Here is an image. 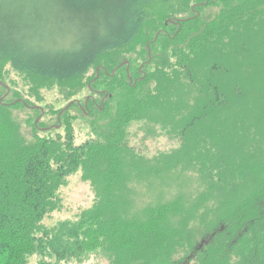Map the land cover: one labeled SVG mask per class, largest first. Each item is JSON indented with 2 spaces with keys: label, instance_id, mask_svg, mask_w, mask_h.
<instances>
[{
  "label": "trees",
  "instance_id": "trees-1",
  "mask_svg": "<svg viewBox=\"0 0 264 264\" xmlns=\"http://www.w3.org/2000/svg\"><path fill=\"white\" fill-rule=\"evenodd\" d=\"M139 46L144 68L126 69ZM7 66L66 98L100 68L80 110L94 136L25 135L13 111L28 106L1 99ZM133 122L180 144L145 157ZM79 170L93 206L47 228ZM178 171L200 190L136 206L133 180ZM96 249L109 264H264V0H0V264Z\"/></svg>",
  "mask_w": 264,
  "mask_h": 264
},
{
  "label": "rangeland",
  "instance_id": "rangeland-1",
  "mask_svg": "<svg viewBox=\"0 0 264 264\" xmlns=\"http://www.w3.org/2000/svg\"><path fill=\"white\" fill-rule=\"evenodd\" d=\"M190 5L193 10H198V7L192 2ZM216 9L214 8V11ZM188 12L191 13L192 10L189 9ZM188 12L182 16L188 15ZM147 47L148 51H151L150 46ZM136 52L128 55L122 61V64H127L126 69L129 68L130 60H133L134 66L140 70L144 68V59L142 58L146 54L144 47H137ZM99 69L96 70V67L89 69L83 78L86 84L83 86V90L75 96L66 98L62 94L63 89L58 86L50 89H39V93H37L36 88L35 93H31L29 90L30 85L24 80L21 72L7 66V79H5L4 90H1V99L6 102L19 101L28 106L13 111L14 116L21 123V129L25 135L31 136L32 125L35 124L37 127L36 132L40 136L50 137L67 144H84L94 135L90 126V119L85 117L80 110L84 108L89 96L93 95L94 87L93 90H90L87 85L99 74ZM150 69L152 70L154 67L150 66ZM97 84L98 82L93 86H97ZM39 117L40 119L36 123ZM146 127L142 122L130 124L129 146L137 153L151 158L159 152L170 151L179 146L180 141L178 139L169 138L159 128L156 130V135H147L143 132ZM71 140L73 141L71 142ZM197 181L195 172L178 171L176 174H172L168 180L149 178L148 180H133L130 184L134 189L133 196L136 206L143 207L147 203L157 201L160 197L171 199L180 191L190 193L194 190L198 191L200 188ZM59 196L61 198L60 208L49 213L43 221L44 226L49 229H53L60 221L77 219L87 208L93 206L95 199L90 181H85L82 178L80 170L68 176L66 183L59 189ZM179 256H176V258ZM50 260L49 257L45 259L43 256L33 255L29 258V264H49L51 263ZM54 263L55 260L52 264ZM61 264H109V262L102 255L100 249H96L90 251L89 256L85 259L62 260ZM190 264L196 263L192 262Z\"/></svg>",
  "mask_w": 264,
  "mask_h": 264
},
{
  "label": "water",
  "instance_id": "water-1",
  "mask_svg": "<svg viewBox=\"0 0 264 264\" xmlns=\"http://www.w3.org/2000/svg\"><path fill=\"white\" fill-rule=\"evenodd\" d=\"M40 119V117L36 120V123L38 122V120ZM206 242V240H202V242L199 243V245L197 246V248H200L203 246V244Z\"/></svg>",
  "mask_w": 264,
  "mask_h": 264
}]
</instances>
